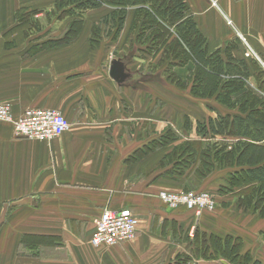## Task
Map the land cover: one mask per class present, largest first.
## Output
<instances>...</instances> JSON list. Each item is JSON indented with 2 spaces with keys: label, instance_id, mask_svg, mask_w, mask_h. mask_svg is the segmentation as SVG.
<instances>
[{
  "label": "crops",
  "instance_id": "obj_1",
  "mask_svg": "<svg viewBox=\"0 0 264 264\" xmlns=\"http://www.w3.org/2000/svg\"><path fill=\"white\" fill-rule=\"evenodd\" d=\"M185 3L209 53L236 38L241 44L233 56L255 59L264 69V0ZM111 10L103 5L81 15L70 0H0V103L7 102L14 117L27 108L52 109L71 124L60 137L37 141L16 138L12 126L0 122V264H175L181 256L187 264H228L195 257L193 234L237 237L253 253L259 245L252 239L264 245V223L220 192L231 167L215 166L196 182L197 191L215 196L214 212L172 211L158 199L161 191H185L194 177L162 164L187 138L152 146L177 133L176 111L162 112L161 102H176L185 92L159 71L148 72L157 57L140 51L133 9L116 35L102 21ZM248 49L254 59H245ZM112 60L124 63L123 83L109 75ZM249 72L252 86L250 65ZM207 106V118L220 113ZM189 132L196 135V126ZM122 208L138 220L135 238L93 248L89 240L101 212Z\"/></svg>",
  "mask_w": 264,
  "mask_h": 264
},
{
  "label": "trees",
  "instance_id": "obj_2",
  "mask_svg": "<svg viewBox=\"0 0 264 264\" xmlns=\"http://www.w3.org/2000/svg\"><path fill=\"white\" fill-rule=\"evenodd\" d=\"M70 2L81 15L103 5L113 7L102 21L114 26L115 35L122 27L127 9L132 8L134 25L137 23L139 25L136 40L142 47L140 51L152 58L157 57L155 65L147 67L148 72H158L168 60L166 65L168 69L161 75L164 79L182 90L189 88L191 96L202 99L215 97V101L227 109L224 115L216 113V117L208 118L203 124L197 122V135L209 136L212 139L220 137L222 140L216 144L212 156L208 148L202 152L197 148L189 149L190 146H187L189 158L197 160L200 156L205 171L196 169L194 177L185 184V191L196 189L198 187L196 182L200 183L199 181L215 166L231 167L234 170L228 174L226 186L220 188V192L224 194L226 190L231 191L230 187L240 182V186L242 184L244 187V193L253 190L255 194L254 199L246 201L245 205L249 204L254 213L264 217V79H259L260 81L256 79L261 68L254 60L247 61L248 64L246 60L233 56L234 49L239 51L240 41L234 39L236 42L234 47L231 41H228L223 50L209 53L206 38L188 13L185 0H70ZM249 65L254 70L253 89L249 82ZM191 127V122L186 118L183 128L189 131ZM165 134H168L167 138ZM165 134L154 141L152 146H165L176 138L173 132ZM225 138H232L234 141L226 142ZM179 146L180 144L173 148L162 164L174 163L176 164L174 171L183 174L186 171L183 168L187 163L178 162L174 157ZM176 167L179 170H176ZM242 206L244 205H239L240 208ZM243 209L250 210L246 207ZM208 237L213 240V244H210ZM262 238L264 241V233ZM194 241L197 244L195 257H203L207 261L223 258L228 264H264L263 261L254 259L250 251H244L243 243L237 237L219 238L202 234L198 239L196 235L192 240L193 244ZM187 262L188 259L181 256L175 264Z\"/></svg>",
  "mask_w": 264,
  "mask_h": 264
},
{
  "label": "built area",
  "instance_id": "obj_3",
  "mask_svg": "<svg viewBox=\"0 0 264 264\" xmlns=\"http://www.w3.org/2000/svg\"><path fill=\"white\" fill-rule=\"evenodd\" d=\"M225 21L232 26L226 17ZM0 122L10 124L15 137L26 140L51 141L70 129V123L56 110L27 108L14 117L7 102L0 103ZM158 199L172 211L185 209L201 214L216 208L215 196L208 192L161 191ZM137 227L138 220L130 209H104L91 234L90 245L108 248L128 243L135 238Z\"/></svg>",
  "mask_w": 264,
  "mask_h": 264
},
{
  "label": "rangeland",
  "instance_id": "obj_4",
  "mask_svg": "<svg viewBox=\"0 0 264 264\" xmlns=\"http://www.w3.org/2000/svg\"><path fill=\"white\" fill-rule=\"evenodd\" d=\"M225 25H226V21H225ZM234 39L236 40V38H232L230 40L233 47L236 45V42L233 41ZM210 52H212V51H210ZM242 54H244L245 59H248V60L251 59V58L254 59V56L250 52L248 53V51H244L243 50ZM161 58H162V56H161ZM156 61H157V59H156ZM255 62L257 63L256 60H255ZM167 63H168V60H166V64H164L161 67V69L159 70V71H161V75L163 74V72L165 70L168 69V67L166 66ZM259 67L261 68L260 71H258L260 75L256 76V79H258V80L260 79L261 80V79H264V69L261 67V65H259ZM172 69H173V67L170 70L172 71ZM253 76H254V72H253ZM257 77H259V78H257ZM162 78H163V76H162ZM254 85H255V83H254ZM252 86H250V87L253 89L254 86L253 87ZM178 89H180V88H178ZM180 90H182V89H180ZM182 91L185 92V94H182V95L178 94L180 96V100H177L176 102L172 101L171 104H168V103L163 101V102H161V109H162V112H164V111L168 112L170 110L171 111L172 110L176 111L178 123H176L177 130L175 132H177V133L175 135H176V137L187 138L186 141H188V142H184V143L182 142L180 144V146L175 150L176 152H175L174 157H175L176 161H178V162L179 161L186 162L187 165L183 169L187 170L188 172H190V173H192L194 175V174H196V172H195L196 169H198L199 171H202V172H204L205 170H204V168L202 166V163L200 162L201 161V159H200L201 157L200 156H198L197 160L189 158V154L190 153H189V150L186 149L187 146L188 145L190 146L189 149L195 150L197 148L198 151L200 150L202 152L204 150H206V148H208L209 151L211 152L210 155L212 156V155H214V152H215V149H216V144L219 141H221L222 138L215 137L214 139H212L209 136H205V135H197V134L195 135V133H191V132L186 131L184 129H182L183 130L182 131L181 127L184 125L186 118L191 122L192 126H197V122H199V121H200L199 123H202V124L205 123L207 121V119H208L207 116H209L211 114L209 112L210 109L208 108L207 104L212 105L217 111L220 112V115L226 114V110L227 109L225 107L223 108V106L221 104L216 102L215 101V97L202 99V98H199V97L191 96L189 88L186 89V90H182ZM173 103H175V105H173ZM167 106H170V108L167 107ZM228 112L231 113V114L233 113V112H230V111H228ZM166 116H167V113H166ZM214 117H216V116H214ZM179 121H181V122L179 123ZM162 125H164V124H162ZM165 135H166V138H167L168 134H165ZM224 141L232 142V141H234V139L225 138ZM209 158H211V157H209ZM198 161H199V163H198ZM175 169L179 170L178 167H176ZM197 188L196 189H192V190L188 189V190L190 192H196ZM243 189H244V187L242 186V184L240 186V182H238V183L233 184L232 187H230L231 191L226 190L224 192V194L233 195L232 197L234 199V202L236 204H239V205L240 204L244 205V206H242V208L246 207V209H250V210L247 211L248 214H249L248 217H252L255 214L254 211H252V208L250 207L249 204H248V206L245 205V204H247L246 201H249L250 199L253 200L254 197H255V194H254L253 190H250V191H247V192L244 193ZM189 191H184V192H189ZM165 192H169V191H165ZM238 192H242V193L238 194ZM215 210L216 209H214L213 211H210V212H214ZM240 215L242 216L241 213H240ZM257 216L259 218L261 217V219H262V221L264 223V217L260 216L258 214H257ZM254 219L255 220L257 219V221H258L257 223L260 225L259 219L256 218V217ZM233 222H234V225L237 226V224H236V222L234 220H233ZM245 224L246 223L242 224L241 228H246ZM193 237L196 238V234L195 235L193 234ZM197 239H198V235H197ZM208 240L211 241L210 244H213V240L210 237H208ZM257 241H258V238H257ZM257 241H254L253 239L251 240L252 243H256V244L259 245L256 248L254 247V250L252 251L253 253H251V254L254 255L255 253L256 254L258 253L259 255H262L261 256L262 258H264V251L262 250V248H264V245H263V243H260L259 241L258 242ZM196 246H197V244H195L194 247H196ZM243 248H245V246Z\"/></svg>",
  "mask_w": 264,
  "mask_h": 264
},
{
  "label": "water",
  "instance_id": "obj_5",
  "mask_svg": "<svg viewBox=\"0 0 264 264\" xmlns=\"http://www.w3.org/2000/svg\"><path fill=\"white\" fill-rule=\"evenodd\" d=\"M108 70L110 77L118 83H123L128 77L124 63L119 60H112Z\"/></svg>",
  "mask_w": 264,
  "mask_h": 264
},
{
  "label": "bare ground",
  "instance_id": "obj_6",
  "mask_svg": "<svg viewBox=\"0 0 264 264\" xmlns=\"http://www.w3.org/2000/svg\"><path fill=\"white\" fill-rule=\"evenodd\" d=\"M70 126H71V124H70ZM112 210H115V209H112ZM95 249H99V248H95Z\"/></svg>",
  "mask_w": 264,
  "mask_h": 264
}]
</instances>
